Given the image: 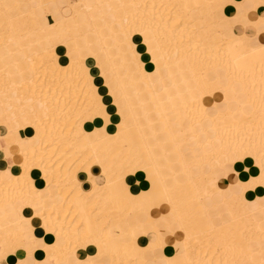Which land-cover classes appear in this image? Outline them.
<instances>
[{
  "label": "bare ground",
  "instance_id": "obj_1",
  "mask_svg": "<svg viewBox=\"0 0 264 264\" xmlns=\"http://www.w3.org/2000/svg\"><path fill=\"white\" fill-rule=\"evenodd\" d=\"M8 1L0 262L264 264V0Z\"/></svg>",
  "mask_w": 264,
  "mask_h": 264
},
{
  "label": "rangeland",
  "instance_id": "obj_2",
  "mask_svg": "<svg viewBox=\"0 0 264 264\" xmlns=\"http://www.w3.org/2000/svg\"><path fill=\"white\" fill-rule=\"evenodd\" d=\"M74 1V2H73ZM72 2L74 3V6H75V10H74V12H76V14L77 15H73L72 16V14H71V12L69 11V8H68V5H67V3H66V0H63V5L61 6L62 8H63V10H65V12L63 13V16L64 17H69L68 19H70V20H72V21H78L79 19H80V17L78 16L80 13H81V11H82V6H81V4H80V2H79V0H73ZM91 1V2H90ZM88 3L89 4H94L95 2L96 3H98L100 0H90ZM77 5V6H76ZM67 6V7H66ZM25 10H23V12H24ZM193 12H197L196 10H191V14L193 13ZM24 14H26V12H24ZM17 16V15H16ZM62 16V17H63ZM71 17H72V19H71ZM222 22H224V24H225V26L223 27V25L224 24H221ZM229 23H231V24H234L235 23V19H230V21H229ZM219 24L221 25V27H223V29H226L227 30V28H226V26L228 25V22L227 21H225V20H220L219 21ZM54 26V25H53ZM52 27H50V29H51ZM225 31V30H224ZM61 32H63V31H61ZM55 34V33H54ZM46 35V34H45ZM106 37H107V42H111V38H110V36H108V35H106ZM12 46V45H11ZM50 47V44H48V45H46V46H43L42 48H41V51H44V50H46V49H48L49 47ZM13 47H16V46H12L11 48H13ZM7 49V48H6ZM6 49H3L2 48V50H6ZM17 49V52H18V48H16ZM16 55V54H15ZM21 55V54H20ZM19 62H21V60H19ZM10 66V65H9ZM27 67H28V65H26L25 66V69H27ZM13 74L15 75V78H19V77H21V76H18L17 75V73L16 72H13ZM26 74V76L27 77H31L32 75L29 73V72H26L25 73ZM25 76V77H26ZM20 80V78L19 79H17L16 81H19ZM13 96V95H12ZM14 97V96H13ZM134 97V95L132 94L131 95V98H133ZM15 98V101H16V97H14ZM13 98V99H14ZM144 98H148V96L147 95H145L144 96ZM149 100V99H148ZM18 101H16V103H17ZM18 104H19V102H18ZM135 105V104H134ZM148 109H152L151 107L153 106V104L151 103L150 104V102H148ZM154 107V106H153ZM135 111H136V113H137V115L138 116H141L140 115V112H139V110H138V108L136 107V109H135ZM152 112H151V116H153L154 117V119H156V114H155V112H154V108L151 110ZM156 121H157V119H156ZM156 123V122H155ZM156 128V130H159L157 127H155ZM145 130H150V129H145ZM227 188V187H226ZM226 188H224L223 190H225ZM238 189H239V191H238ZM238 191V193L239 192H241V189L238 187L237 189H236V192ZM218 196L217 195H215V201L217 202V203H219V201L216 199ZM226 213H221L220 214V216H221V218H223L224 220L226 219L227 220V215H225ZM221 218H216L215 219V223L217 224V225H219V223H220V221H221ZM218 221V222H217Z\"/></svg>",
  "mask_w": 264,
  "mask_h": 264
},
{
  "label": "crops",
  "instance_id": "obj_3",
  "mask_svg": "<svg viewBox=\"0 0 264 264\" xmlns=\"http://www.w3.org/2000/svg\"><path fill=\"white\" fill-rule=\"evenodd\" d=\"M31 1H33V0H31ZM34 2V1H33ZM63 0H58V3L62 6L63 5ZM8 4H9V6H14V4H13V2L11 1V0H9L8 2H7ZM193 15H195V16H199V13L198 12H193ZM222 24H224V22H222ZM225 26V24L223 25V27ZM13 49V51L15 52V54H17L14 58H16V60L17 59H19V58H21V57H19V56H21L20 55V53H18L17 52V49H16V47H13L12 48ZM26 51H29V50H26ZM19 55V56H18ZM14 58H8V64L10 65V67L12 68V69H14L15 70V68H14V66H13V61H14ZM18 62H19V60H17ZM16 72V71H15ZM112 111V110H111ZM235 114H237L236 112H235ZM30 132V131H29ZM182 145H183V143H182ZM184 146V145H183ZM5 154H3V153H1V151H0V170L2 171V172H7L6 170H8L9 169V167L11 166V164H14V162H13V158H10L9 160H7V159H5V156H4ZM11 163V164H10ZM95 172H96V170H95ZM81 176V174H79V177ZM80 178H84V175H83V177H80ZM214 198H215V195H214ZM168 213V210H167V208L165 207V206H163V207H161L160 209H157V210H153L152 211V216L155 218V219H158V218H160L162 215H166ZM156 215V216H155ZM122 230H125V228H122ZM176 233V234H175ZM175 234V235H174ZM179 234V235H178ZM36 235L37 236H39L40 235V233L38 232V231H36ZM174 235V236H173ZM170 236V237H169ZM167 237H169V238H167ZM165 238H167L166 239V241H167V243H166V245L165 246H167V247H170L171 245H172V243H173V241L175 240V241H180V240H182V238H183V236L178 232V231H175V232H173V233H168V234H166L165 235ZM165 252V251H164ZM164 252L163 251H161V254H164ZM18 255V257L19 258H21L22 257V255L21 254H17ZM6 262H4V261H1L0 262V264H5Z\"/></svg>",
  "mask_w": 264,
  "mask_h": 264
},
{
  "label": "clouds",
  "instance_id": "obj_4",
  "mask_svg": "<svg viewBox=\"0 0 264 264\" xmlns=\"http://www.w3.org/2000/svg\"><path fill=\"white\" fill-rule=\"evenodd\" d=\"M40 108H45V105L43 104V103H40L39 105H38ZM90 170V169H89ZM7 171V173H8V175L9 176H12V174H11V172H10V168L8 169V170H6ZM90 172V171H89ZM139 182H137V184H138ZM81 190H82V185H81ZM83 191V190H82ZM41 264H43V262H41Z\"/></svg>",
  "mask_w": 264,
  "mask_h": 264
}]
</instances>
